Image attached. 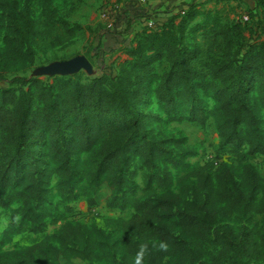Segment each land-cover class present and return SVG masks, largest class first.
Instances as JSON below:
<instances>
[{
    "label": "trees",
    "instance_id": "1",
    "mask_svg": "<svg viewBox=\"0 0 264 264\" xmlns=\"http://www.w3.org/2000/svg\"><path fill=\"white\" fill-rule=\"evenodd\" d=\"M12 3L0 0V13ZM139 5L132 0L105 10L101 47L129 56L117 75L16 77L0 91V208L11 210L0 244L15 233L37 235L28 247L0 250V264H195L206 256L221 219L240 212L264 216V175L254 163L264 161V118L258 114L264 112V39L243 54L244 45L234 49V32L249 21L227 27L202 22L203 37L212 42L204 48L194 39L190 46L189 35L199 30L192 24L207 14L194 3L132 36L139 16L144 23L151 16ZM46 7L41 34L52 37L59 20ZM27 25L33 40L40 32L29 19ZM35 57L22 32L8 35L0 80L12 63ZM211 93L214 105L204 112L201 95ZM148 96L145 107L156 110L144 112ZM162 115L166 122L203 127L212 119L231 162H192L198 148L181 131L170 139L148 135V121H163ZM103 188L106 207L131 211L130 217L109 218L113 230L69 219L81 199L96 209ZM49 223L60 225L54 234L45 232ZM220 245L208 264H231L232 245Z\"/></svg>",
    "mask_w": 264,
    "mask_h": 264
},
{
    "label": "rangeland",
    "instance_id": "2",
    "mask_svg": "<svg viewBox=\"0 0 264 264\" xmlns=\"http://www.w3.org/2000/svg\"><path fill=\"white\" fill-rule=\"evenodd\" d=\"M132 0H12V5L2 10L0 13V51L4 49L5 39L8 35L12 37L22 32L24 40L32 41V45L36 51L35 61L28 62L24 58L18 62L9 65L10 72L5 80H0V91L11 86V80L16 77L50 79L53 76L43 74L45 66L58 61L74 58L79 55H85L89 58L94 66L92 74L86 70L80 71L79 74L83 81L90 78L106 75H117L120 72L121 64L125 63L129 56L124 51L114 54L105 53L101 47V40L105 32L106 19L103 16L104 11L111 8H124L130 4ZM218 1V0H217ZM215 3V4H214ZM50 6L54 10L57 20L56 31L52 37H46L41 32L45 29L44 13ZM145 7L146 5H139ZM147 8V6L145 7ZM207 14L200 15L192 24L193 28L199 29L195 34L189 35L190 46H194L193 40L196 39L200 44L207 48L212 42L211 39H205L201 31L202 22L215 24L216 26L227 27L229 25L242 24V18L245 14L250 16L249 22L243 25V30L234 32L233 40L234 49L239 44L244 45L243 54L249 50L250 46L264 39V3L256 0L254 6L245 4L242 0H228L211 2L209 6H204ZM49 11V10H48ZM138 20L132 24V31H141L145 27L143 20ZM27 19L31 20L37 27L40 34L36 35L33 40L30 37V28L27 25ZM66 21L67 27L63 22ZM247 22V21H246ZM126 28V25H124ZM69 29L73 32L69 33ZM68 30V31H67ZM241 33V34H240ZM32 35V34H31ZM59 36L61 39H59ZM247 46V47H246ZM241 57H243L241 55ZM123 67V66H122ZM214 93L201 95L202 107L207 112L214 105ZM151 97H147L144 104L140 106L144 112L156 110V106H148ZM146 104V105H145ZM190 109V108H189ZM179 111L178 108L175 112ZM264 118V112L258 111V114ZM159 115V113H158ZM166 115H162L164 118ZM159 121L151 118L146 126V133L150 136H158L160 139L173 138L181 131L188 138L189 144L198 148V156L191 159L196 163H209L217 160H229L231 162V154L222 149L220 139L212 119H209L206 126L203 127L197 123L188 121L166 122V119ZM43 144L38 148L37 157L41 156ZM220 153L219 155H216ZM257 170L264 175V161L261 157L254 160ZM141 174V171L139 172ZM238 178V172L235 171ZM138 182L143 184L142 177L138 176ZM144 185V184H143ZM108 190L103 188L98 193L99 205L96 209L90 210L85 200L81 199L75 204V213L69 217L70 220H80L89 225H97L98 227L113 230L112 226H108L107 220L111 217H130L131 211L120 212L119 210H110L106 207L105 198ZM55 201V200H54ZM11 210L0 208V238L3 230L7 228ZM60 225L48 224L45 228L47 234H54ZM176 234L185 239L179 229ZM37 237L31 231L15 233L12 238L3 246L0 244V250H13L28 247ZM213 242L208 249L204 258L195 264H208L221 248V241L226 240L232 245L231 264H264V216L259 215L254 219H250L246 214L240 212L229 219H221L215 224L212 232ZM121 257L116 256L115 260L120 261ZM62 264H111L101 262H81L62 260ZM169 264H177L176 259H172Z\"/></svg>",
    "mask_w": 264,
    "mask_h": 264
},
{
    "label": "crops",
    "instance_id": "3",
    "mask_svg": "<svg viewBox=\"0 0 264 264\" xmlns=\"http://www.w3.org/2000/svg\"><path fill=\"white\" fill-rule=\"evenodd\" d=\"M218 2L217 0H148L146 9L152 16H159L163 20H167L173 14L186 9L190 4H199L200 6H209L211 2ZM245 4H251L253 7L256 0H242ZM215 4V3H214ZM145 6V7H146Z\"/></svg>",
    "mask_w": 264,
    "mask_h": 264
},
{
    "label": "water",
    "instance_id": "4",
    "mask_svg": "<svg viewBox=\"0 0 264 264\" xmlns=\"http://www.w3.org/2000/svg\"><path fill=\"white\" fill-rule=\"evenodd\" d=\"M82 70H86L92 74L94 66L89 58L85 55H79L71 59L58 61L48 66H45L43 74L54 76H69L77 74Z\"/></svg>",
    "mask_w": 264,
    "mask_h": 264
},
{
    "label": "built area",
    "instance_id": "5",
    "mask_svg": "<svg viewBox=\"0 0 264 264\" xmlns=\"http://www.w3.org/2000/svg\"><path fill=\"white\" fill-rule=\"evenodd\" d=\"M219 1H228V0H219ZM148 0H138V3L140 5H145L147 4ZM103 16L105 17V19L107 20L108 19V15H107V12L104 11V14ZM250 19V16L248 14H245L242 18V21L243 22H246V21H249ZM163 21V19L159 16H150L148 17L146 20H145V25H147L148 27L150 28H154L156 27L158 24H160L161 22Z\"/></svg>",
    "mask_w": 264,
    "mask_h": 264
}]
</instances>
